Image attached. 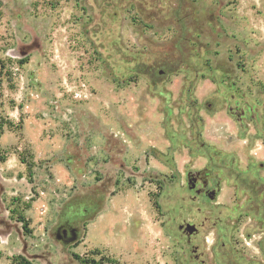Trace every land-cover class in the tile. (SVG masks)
<instances>
[{"label": "rangeland", "instance_id": "obj_1", "mask_svg": "<svg viewBox=\"0 0 264 264\" xmlns=\"http://www.w3.org/2000/svg\"><path fill=\"white\" fill-rule=\"evenodd\" d=\"M262 251L264 0H0V264Z\"/></svg>", "mask_w": 264, "mask_h": 264}, {"label": "flooded vegetation", "instance_id": "obj_2", "mask_svg": "<svg viewBox=\"0 0 264 264\" xmlns=\"http://www.w3.org/2000/svg\"><path fill=\"white\" fill-rule=\"evenodd\" d=\"M198 175H199L198 177L201 176V174H198ZM204 178L206 179L203 181L204 187H208V184H207L208 178H207V176ZM200 192H201V190H198V193H200ZM61 237L63 238L64 241L69 242L75 237V232H74V230H72L70 228L62 227L61 228ZM261 243H263V242H261ZM260 246L262 247V245H260ZM263 252L264 251H262V253Z\"/></svg>", "mask_w": 264, "mask_h": 264}, {"label": "trees", "instance_id": "obj_3", "mask_svg": "<svg viewBox=\"0 0 264 264\" xmlns=\"http://www.w3.org/2000/svg\"><path fill=\"white\" fill-rule=\"evenodd\" d=\"M21 260L23 261L22 264H32L31 262H29L26 258H21Z\"/></svg>", "mask_w": 264, "mask_h": 264}]
</instances>
